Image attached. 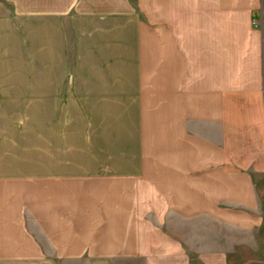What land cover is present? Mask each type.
Returning a JSON list of instances; mask_svg holds the SVG:
<instances>
[{"label": "crops", "instance_id": "crops-1", "mask_svg": "<svg viewBox=\"0 0 264 264\" xmlns=\"http://www.w3.org/2000/svg\"><path fill=\"white\" fill-rule=\"evenodd\" d=\"M205 3L187 4L186 21L205 24L186 35L156 27L145 0H0V264L80 257L83 239L147 228L148 215L227 221L229 202L264 228L246 168L264 170V0H246L260 26L233 63L216 24L228 15ZM229 125L255 159L235 161ZM108 180L129 184L123 201L73 189ZM69 238L82 239L70 253Z\"/></svg>", "mask_w": 264, "mask_h": 264}, {"label": "rangeland", "instance_id": "rangeland-1", "mask_svg": "<svg viewBox=\"0 0 264 264\" xmlns=\"http://www.w3.org/2000/svg\"><path fill=\"white\" fill-rule=\"evenodd\" d=\"M205 1L208 2V0H145L148 13L154 15L153 24H157L156 27L171 34L172 31L175 32L176 25L178 30L186 35L193 30L203 29L205 24L186 21L189 9L187 4L195 3L197 9L198 5H201L199 12L202 14L204 6L207 4ZM216 1H221V5H217V7L212 5L211 13L228 15L229 20L216 24L218 26L221 24V28L228 31V36L223 40L228 45V61L233 63L236 52H238L236 42L243 41L245 46L251 45L252 39L248 36L250 35L249 31L258 29L260 26L257 18L249 16L252 12L257 14L258 7L252 9L246 4V0ZM205 8L207 9V7ZM175 12L178 17L185 20L175 23ZM241 17L244 19L243 21L236 20ZM156 18L157 21H154ZM218 26H213V28ZM236 31H243L244 37L236 38ZM196 40V44L190 47L189 52L195 53L196 60H200L203 53L202 38H196ZM199 43H201L200 46ZM239 130V127L229 125L231 145L239 148L238 152L247 157L244 155L235 161L243 162L255 159L257 146L252 141L240 139L242 135L238 132ZM240 167L245 168L236 166V168ZM246 168L251 170L254 178V187L258 198L256 209L262 213L261 224H264V170L262 166H247ZM98 187L105 195V197H101L102 201L110 199L119 202L123 201V190L129 188V184L123 181L108 180L96 183L81 181L73 185V189L80 194L90 193L91 190ZM107 191H117L119 193L117 195L121 197L108 198ZM241 209L242 207L229 202L227 221L223 214L221 215L222 220L214 219L219 215L199 216L192 220H187L182 216L164 215V222L160 224L156 215H148V220L152 224H148L147 228L146 224H141L136 230H100L99 239H83V244L89 242L87 246L85 245L87 251L84 255L75 257L69 254L65 260L37 264H264V228L262 225L251 226L248 216L252 215L250 214L252 210L249 215H245L247 218L237 219L234 211ZM112 234L116 235L115 239L108 237ZM135 235L139 236L135 237ZM81 242L82 239L69 238V253L79 249ZM43 248L51 253V247L44 245ZM109 250L115 251L117 254L108 255ZM209 252L212 255L222 253V260L215 257L211 262L205 261L203 257Z\"/></svg>", "mask_w": 264, "mask_h": 264}]
</instances>
